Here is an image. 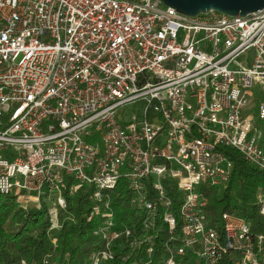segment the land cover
Returning a JSON list of instances; mask_svg holds the SVG:
<instances>
[{"label":"built area","instance_id":"built-area-1","mask_svg":"<svg viewBox=\"0 0 264 264\" xmlns=\"http://www.w3.org/2000/svg\"><path fill=\"white\" fill-rule=\"evenodd\" d=\"M228 148L264 171V8L0 0V193L22 209L66 207L72 177L95 188L89 218L109 246L119 234L103 191L125 181L145 225L168 228L161 264H264V229L230 212L218 228L197 190L229 181ZM256 201L264 217V184Z\"/></svg>","mask_w":264,"mask_h":264},{"label":"trees","instance_id":"trees-1","mask_svg":"<svg viewBox=\"0 0 264 264\" xmlns=\"http://www.w3.org/2000/svg\"><path fill=\"white\" fill-rule=\"evenodd\" d=\"M226 152L233 162L229 181L224 185L202 184L197 190L208 197L207 211L213 225L221 228L222 214L230 212L251 221L254 230L261 232L264 217L256 193L264 184V171L247 162L238 151L228 148ZM164 183L177 213L181 193L175 184L167 180ZM94 190L66 176L67 206L57 207L55 214L45 201L22 209L14 195L0 193V264H92L93 255L101 257L103 252L110 257L103 258L101 264H146L150 255L154 264H161L168 253L170 235L166 224L158 218L155 228L147 227L148 213L136 207L133 191L121 181L103 191L114 212L111 232L119 234L108 246L106 239L96 233L101 216L89 218L95 203Z\"/></svg>","mask_w":264,"mask_h":264},{"label":"water","instance_id":"water-1","mask_svg":"<svg viewBox=\"0 0 264 264\" xmlns=\"http://www.w3.org/2000/svg\"><path fill=\"white\" fill-rule=\"evenodd\" d=\"M188 15H197L210 9L229 15H248L264 8V0H163Z\"/></svg>","mask_w":264,"mask_h":264},{"label":"rangeland","instance_id":"rangeland-1","mask_svg":"<svg viewBox=\"0 0 264 264\" xmlns=\"http://www.w3.org/2000/svg\"><path fill=\"white\" fill-rule=\"evenodd\" d=\"M134 107H135V105H128L127 106V110L129 111L130 114L134 112Z\"/></svg>","mask_w":264,"mask_h":264}]
</instances>
